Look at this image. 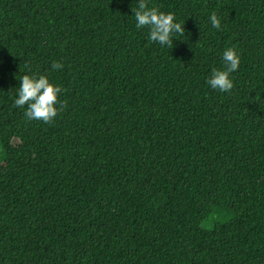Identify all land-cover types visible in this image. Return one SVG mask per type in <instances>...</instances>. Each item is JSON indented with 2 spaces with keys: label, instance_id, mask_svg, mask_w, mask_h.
Instances as JSON below:
<instances>
[{
  "label": "trees",
  "instance_id": "16d2710c",
  "mask_svg": "<svg viewBox=\"0 0 264 264\" xmlns=\"http://www.w3.org/2000/svg\"><path fill=\"white\" fill-rule=\"evenodd\" d=\"M138 3L0 0V264H264V0H148L172 49ZM31 73L64 89L49 124L13 106Z\"/></svg>",
  "mask_w": 264,
  "mask_h": 264
},
{
  "label": "clouds",
  "instance_id": "9594fccd",
  "mask_svg": "<svg viewBox=\"0 0 264 264\" xmlns=\"http://www.w3.org/2000/svg\"><path fill=\"white\" fill-rule=\"evenodd\" d=\"M136 20V27L149 29V40L161 46L173 48L174 35L185 34L184 22H176L175 14L165 13L159 7H149L148 0H139L136 8L131 9ZM221 17L213 11L210 23L216 30H221ZM223 68L213 69L207 84L220 92H231L234 87L231 74L238 70L241 56L236 47H228L222 54ZM64 65L53 62L51 69L61 70ZM30 71V70H29ZM64 91L61 86L50 82L48 74H24L20 79L14 107L27 106L25 116L28 120H39L45 124L51 123L54 118L67 107V103L61 101L59 96Z\"/></svg>",
  "mask_w": 264,
  "mask_h": 264
}]
</instances>
